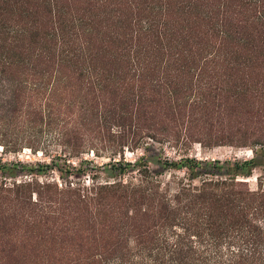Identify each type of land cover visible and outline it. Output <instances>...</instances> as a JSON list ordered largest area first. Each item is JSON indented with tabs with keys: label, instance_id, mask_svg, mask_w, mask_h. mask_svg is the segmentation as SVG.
<instances>
[{
	"label": "rangeland",
	"instance_id": "obj_1",
	"mask_svg": "<svg viewBox=\"0 0 264 264\" xmlns=\"http://www.w3.org/2000/svg\"><path fill=\"white\" fill-rule=\"evenodd\" d=\"M53 2L61 9L56 23L64 31L75 18H87L94 29L84 40L93 54L91 72L104 88L85 69L81 73L41 58L0 69V264H93L97 255L107 264H152L134 254L154 250L168 234L161 227L166 214L160 196L170 198L184 185L199 184L182 167L186 158L260 159L263 165L249 177H237L235 189L264 192V155L252 152L264 150V54H248L238 43V38L250 45L264 41L251 0L211 3L216 17L224 13L240 32L222 45L215 34L206 37L208 50L215 45L220 50L212 62L195 53L193 43L205 35L192 14L181 13L179 3L185 0ZM164 4L170 6L165 20L174 34L172 51L153 57L117 49L116 37L130 38L139 26L129 22H143L150 7ZM33 15L43 21L44 32L57 21L47 7ZM149 43L141 40L142 46ZM37 48L29 44L28 50ZM201 64L204 72L198 71ZM179 70L183 84L174 93ZM196 80L202 87L195 92ZM241 87L246 91L235 95ZM130 106L132 115L126 113ZM165 162L178 167L162 168ZM127 163L134 167L119 173L115 166ZM114 183L141 192L125 199L122 191L105 188ZM142 184L151 199L144 198Z\"/></svg>",
	"mask_w": 264,
	"mask_h": 264
},
{
	"label": "trees",
	"instance_id": "obj_2",
	"mask_svg": "<svg viewBox=\"0 0 264 264\" xmlns=\"http://www.w3.org/2000/svg\"><path fill=\"white\" fill-rule=\"evenodd\" d=\"M211 3L213 4V0H185L179 3L181 13L183 15L192 14L193 20L197 21L194 26L199 24L204 30L205 36L199 39V42H194L192 46L195 47V53L196 50L199 53H205L204 55L207 56L203 59L205 61L208 59L209 62L219 57L220 50L216 45L214 50H208L206 37L210 35L213 37L215 34L218 45H222L231 36L235 40V35L240 34L237 28L230 25L231 20H227L224 13H221L224 17H216L219 14L216 15V12L211 9ZM253 5L257 7L254 19L259 21L264 29V0H251L249 6L253 8ZM46 7L49 8L50 13L56 15L57 19L50 23L49 32L43 31V27L45 28L43 21L37 17L36 19L33 15ZM198 9L200 11L195 15L194 12ZM169 11L168 4L152 6L145 13L143 22L140 20L136 22L133 19L128 25L139 24V26L131 31L130 38H126L125 35L122 39L116 37L117 42L119 41L117 49H127L133 54L150 52V56L166 55L169 50L172 51L175 42L174 34L170 32L168 20H165ZM141 12L133 14L137 16ZM61 15V9L57 8L53 0H0V69L8 70L15 65L31 63L29 61L31 59L41 58L51 63L55 62L56 65L63 64L60 67L74 71L85 69L86 75L91 78L94 74L95 78L99 79L96 85L104 88V84L101 83L102 79L91 72L93 54L90 52V43L84 40L87 33L94 29L92 26L89 28L87 18H75V20L68 21L71 26L69 25L66 32L56 23ZM127 29L131 30V28ZM142 39H147L151 43L148 46H142ZM245 40L247 39L238 38V43L241 42L239 45L246 48L248 54H264V41L259 45H250V43H245ZM29 44L38 46L37 51L31 53L28 50ZM177 45L181 47L183 44L178 42ZM184 61L188 63L186 59ZM137 64L139 62L134 61V65L137 66ZM205 65H198V71L204 72ZM84 72L81 71V73ZM180 73L182 74L183 71L179 70L174 73L175 78H179L178 82L172 84L174 93L178 92L183 84L180 80L183 79ZM192 86L195 92L200 91L202 87L199 82ZM244 91L246 90L241 87L235 95H242ZM138 102L137 100V104ZM130 107L126 113L132 115L135 113L134 106ZM252 152L254 156L264 155L263 148H254ZM181 165L189 172L191 180L199 179V184L184 185L170 198L165 195L160 196V206H158L166 214L160 218L161 227L164 230L168 229V234L167 232L162 234L154 250L153 248L137 250L134 254L135 258H139L141 262L147 261L148 263L149 261L152 264H264V192L235 189L240 183L237 177H249L253 169L263 165V161L255 157L245 162L186 158L182 160ZM120 166V164L115 166L119 167L117 168L119 173H123L122 171L126 168L134 167L128 163L123 164L124 167ZM170 167H178V164L166 162L162 164V168ZM140 175L146 177L142 172ZM105 188L122 191L123 196L120 197L125 199L126 197L133 199L135 193L141 192L125 184L114 183ZM140 188L145 192L144 198L151 199L148 188L144 184ZM80 197L85 200V197L75 194V199L86 203ZM38 201L42 203L41 199ZM151 240L156 242L154 238L149 242ZM223 244L226 246L222 249ZM117 261L124 260L119 257ZM107 263L101 255L93 259V264Z\"/></svg>",
	"mask_w": 264,
	"mask_h": 264
}]
</instances>
